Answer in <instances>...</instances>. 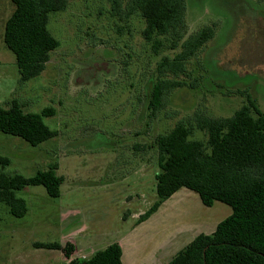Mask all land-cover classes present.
Returning a JSON list of instances; mask_svg holds the SVG:
<instances>
[{"label":"rangeland","instance_id":"obj_1","mask_svg":"<svg viewBox=\"0 0 264 264\" xmlns=\"http://www.w3.org/2000/svg\"><path fill=\"white\" fill-rule=\"evenodd\" d=\"M186 6L183 40L208 26L215 34L184 62L185 72H165L164 78L184 85L151 111L161 63L182 52L183 40L175 48L164 36L147 41L142 17L125 15V6L116 12L111 0H69L67 9L49 14L60 46L39 75L23 81L4 41L15 5L0 0V105L17 98L26 112L52 107L55 113L43 119L58 132L38 145L0 132V154L11 161L0 172L31 177L57 163L64 178L57 198L42 185L17 190L28 206L22 217L0 204V264H64L60 250L34 243L64 244L71 237L85 243L98 232L129 229L157 199L158 135L181 121L193 139L205 140L198 119L229 117L249 99L264 110V1L186 0ZM181 190L187 191L176 209L184 214L163 220L165 234H177L180 221L204 218L219 206L232 211L223 202L207 207L194 191Z\"/></svg>","mask_w":264,"mask_h":264},{"label":"trees","instance_id":"obj_2","mask_svg":"<svg viewBox=\"0 0 264 264\" xmlns=\"http://www.w3.org/2000/svg\"><path fill=\"white\" fill-rule=\"evenodd\" d=\"M12 1L15 9L6 21L4 41L15 54L20 78L25 81L39 75L51 52L60 46L49 30V14L67 9L69 0ZM111 2L116 12L125 6V15L138 13L142 17V34L147 41L164 36L175 48L185 36L186 0ZM214 34L209 26L196 30L183 40L182 52L173 61L165 59L161 63L160 77L154 81L149 96L151 111L162 107L167 92L184 85V81L164 78L165 72H185L184 62ZM54 113L52 107L41 113L26 112L20 100L14 98L9 106L0 105V132L38 145L58 135L43 119ZM197 126L206 133L205 140L193 139L191 127L181 121L156 137L157 199L136 223L148 219L175 192L187 188L196 192L204 205L223 202L232 208V213L218 223L213 233L197 235L169 264H264V110L249 99L233 115L198 119ZM10 162L9 157L0 154L2 168ZM57 168V163L52 164L31 177L0 172V204H6L12 215L24 216L28 206L16 191L28 185H42L49 196L59 197L64 178L57 174ZM34 246L61 250L68 258L76 249L70 241L35 242ZM71 264H123L122 248L113 242L88 258H72Z\"/></svg>","mask_w":264,"mask_h":264},{"label":"crops","instance_id":"obj_3","mask_svg":"<svg viewBox=\"0 0 264 264\" xmlns=\"http://www.w3.org/2000/svg\"><path fill=\"white\" fill-rule=\"evenodd\" d=\"M181 189L164 201L158 210L148 219L141 223L130 225L129 229L123 231L117 230L112 233L98 232L96 237H92L91 235L88 236L89 238L86 239L85 243H82V241L77 242L73 237L67 238L66 240L73 243L76 248L71 258H85L86 255L85 257L82 255V252H85V248H91L92 251L87 253V256L90 257L96 251L107 247L110 243L117 242L122 248L123 264H169L173 256L188 245L197 235L200 233H213L218 223L232 213V211L229 212L225 206H219L217 210H214L210 215L204 218L197 217L191 221H180L178 225L180 229L177 234H165L161 231L162 228H165L162 226L165 222H163V220L168 219L170 215L181 216L184 214L183 208L179 211L176 209L178 208L177 203L179 200H182L185 196L183 194L184 192L182 193L181 191H187ZM192 195L194 196V194ZM193 198L196 201V206H201L198 199L196 197ZM215 203L207 207L213 208L216 206ZM188 213H190V211L185 212L184 216H187ZM224 215L226 217H220ZM134 217L135 216L131 215L130 219H134ZM123 220L125 222L129 221L127 218ZM77 233L82 232L79 231ZM79 246L81 249H79ZM62 256L65 261L64 264H67L68 260L71 259L66 257L63 252Z\"/></svg>","mask_w":264,"mask_h":264},{"label":"built area","instance_id":"obj_4","mask_svg":"<svg viewBox=\"0 0 264 264\" xmlns=\"http://www.w3.org/2000/svg\"><path fill=\"white\" fill-rule=\"evenodd\" d=\"M71 261H72V258L68 260V263L67 264H71Z\"/></svg>","mask_w":264,"mask_h":264}]
</instances>
